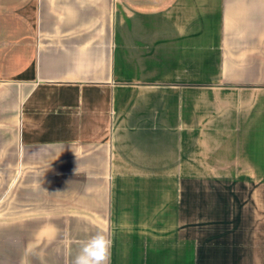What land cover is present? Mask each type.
Returning a JSON list of instances; mask_svg holds the SVG:
<instances>
[{"label":"crops","instance_id":"1","mask_svg":"<svg viewBox=\"0 0 264 264\" xmlns=\"http://www.w3.org/2000/svg\"><path fill=\"white\" fill-rule=\"evenodd\" d=\"M264 264V0H0V264Z\"/></svg>","mask_w":264,"mask_h":264},{"label":"clouds","instance_id":"2","mask_svg":"<svg viewBox=\"0 0 264 264\" xmlns=\"http://www.w3.org/2000/svg\"><path fill=\"white\" fill-rule=\"evenodd\" d=\"M112 240L105 231H97L81 241L71 264H110Z\"/></svg>","mask_w":264,"mask_h":264}]
</instances>
